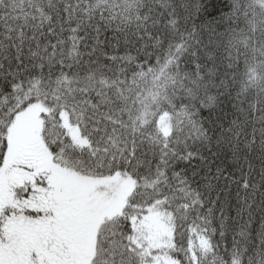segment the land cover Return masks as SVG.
Masks as SVG:
<instances>
[{
  "label": "snow or ice",
  "instance_id": "6c2138e0",
  "mask_svg": "<svg viewBox=\"0 0 264 264\" xmlns=\"http://www.w3.org/2000/svg\"><path fill=\"white\" fill-rule=\"evenodd\" d=\"M0 264H264V0H0Z\"/></svg>",
  "mask_w": 264,
  "mask_h": 264
}]
</instances>
